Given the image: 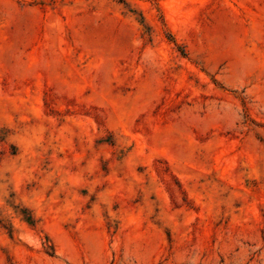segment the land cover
<instances>
[{
  "label": "rangeland",
  "instance_id": "1",
  "mask_svg": "<svg viewBox=\"0 0 264 264\" xmlns=\"http://www.w3.org/2000/svg\"><path fill=\"white\" fill-rule=\"evenodd\" d=\"M0 264H264V0H0Z\"/></svg>",
  "mask_w": 264,
  "mask_h": 264
}]
</instances>
